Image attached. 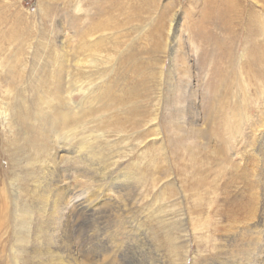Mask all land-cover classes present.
Instances as JSON below:
<instances>
[{
  "label": "bare ground",
  "instance_id": "1",
  "mask_svg": "<svg viewBox=\"0 0 264 264\" xmlns=\"http://www.w3.org/2000/svg\"><path fill=\"white\" fill-rule=\"evenodd\" d=\"M146 1L151 3L153 0H138L142 4H147ZM110 16L109 14L104 23L84 31L77 48L75 47V54H65L66 50L63 49L62 55L57 57L59 67L53 70L51 77L58 87L53 89L55 91L52 94L49 90H41L43 98L40 97V101L46 107L40 108L37 104L38 108L33 105L34 113L30 116V113H26L27 101L23 95L17 103L15 98L14 102L0 101V131L10 138L9 149L12 146L14 151H18L13 154L16 160L12 158V161L15 160V163L22 166L19 174H15L18 169L14 170L12 167L15 177L11 176L8 183L10 187L0 185L3 186L0 187V264H112L120 259L115 256L107 262L111 257L106 252L112 251V247H117L119 255H125V264H264V104L259 107L263 118L256 121L247 111L246 99L242 100L243 106L228 105L226 112H223L224 129L219 135L229 136V139L223 141L227 149L230 143H235L237 149L232 148L235 152L228 153L229 159H225L222 155L225 156L226 153L219 152L221 149H217L209 141V135L213 132L208 131V126L204 127L207 117L205 118L206 110L200 109L203 105L200 103L198 109H192V114L197 116L195 118L193 115L187 123L191 136L188 137L189 143L184 146L186 152L190 146L212 149V155L218 154L222 161L217 163L220 164L216 170L219 177L213 180L214 196L208 201L195 202V207H200L203 215L196 219L192 212L188 216L185 212L174 214L166 212L167 210L150 213L145 219L143 215L139 219L140 223L136 222L134 225L139 230L135 235L136 240L126 247L125 254L122 247L114 243L116 235L112 230L115 224L122 225L123 229L127 227L125 219L128 210L131 211L127 207L133 205L126 197V192L129 186L137 182V178L132 173L125 174L119 169L118 177L112 180L116 173L114 167L120 164L119 157L127 155H114L111 148L108 152L113 155L109 156L104 153L105 148L99 147L103 143L110 145L113 141L107 137L109 132L93 131L89 136H81L90 132L87 126L98 121L99 115H105L99 111L101 99L108 97L112 99L113 105L121 104L129 92L125 90L127 79L137 80L135 77L141 76L144 70L141 73L132 70L128 75V70L123 71L127 67L119 65L128 55L136 56L132 52L135 48L130 44L131 34L127 29L121 28L122 24L117 22L114 15ZM179 22L176 16H171L169 24L165 26V37L163 29L156 34V45L161 41V47L170 51L171 67L179 60L177 40L180 35H184V31L178 26ZM131 28L136 31L134 27ZM138 31L133 35L132 41L140 40L146 30L141 28ZM190 42L199 55L201 42L199 44L194 39ZM63 44L65 47V41ZM151 52L150 56L143 57L149 64L147 73L151 75V84L147 86L144 78L141 83L136 82V87L147 86L144 92H153L154 102L159 100L162 86L153 71L163 60L158 56L159 49ZM148 53L146 50L141 52ZM209 57L212 63L214 54L211 53ZM69 65L74 68L72 76L79 75L81 80L84 75V80L79 85L70 84L71 79L67 78L69 75L66 71ZM61 70L64 76L59 75ZM209 72L211 71L207 70L205 78L210 75ZM160 73L162 76V67ZM181 82L178 88L180 97L182 87H188ZM177 86L178 84L176 88ZM193 86L189 91L191 97L197 91L196 86ZM70 90L75 93L81 91L83 95L75 106L70 104L66 96V92ZM129 94L132 95L131 92ZM141 97L137 92L135 96L132 95L133 100ZM183 101L179 100L178 103ZM107 106L109 105L105 107ZM121 107L124 106L120 105ZM124 115L141 114L134 111ZM145 119L143 127L157 124L158 116L153 113V116ZM236 119L245 122L246 127L244 123L236 124ZM203 130L207 131L206 135L202 134ZM151 131L153 133L150 136L147 132L144 137L137 136L139 141L136 140V145L133 144L132 147L141 148L149 137L156 138L161 134L158 126ZM182 132L183 129L179 128L181 139ZM240 145L244 150L241 151L242 160L237 161L235 158L239 154ZM72 174L78 186L84 183L87 187L83 186L82 189L75 184L73 187L70 182ZM19 178L22 182L17 183ZM156 178L152 183L154 187L163 182L160 175V181ZM174 184H177L176 195L181 194L180 198L184 200L186 194L182 181ZM164 186L160 195L167 202L168 186ZM110 190L113 193L111 195ZM104 195L108 196L103 197ZM205 207L207 212L203 209ZM190 222L192 228L189 227ZM193 241L197 247L194 255L191 251Z\"/></svg>",
  "mask_w": 264,
  "mask_h": 264
},
{
  "label": "rangeland",
  "instance_id": "2",
  "mask_svg": "<svg viewBox=\"0 0 264 264\" xmlns=\"http://www.w3.org/2000/svg\"><path fill=\"white\" fill-rule=\"evenodd\" d=\"M146 3H139L138 0H0V101L14 102L16 99L18 101L15 103H17L23 95L22 97L27 101L26 113H30V116L34 113L33 105L38 108L46 107V104L42 105L40 101L42 100L40 97L43 96L42 91L49 90L52 94L55 91L53 89L58 87L55 86L51 77L53 70L59 67L56 63L57 57L62 55L63 49L66 50L65 54L67 52L68 55L75 54L76 45L85 30L104 23L110 14L122 24L121 28L127 29V32L131 34L130 44L135 48H132V52L136 56L126 54L128 57L123 58L119 65L122 68L127 67L123 71L128 70V75L132 70L138 73L144 70L140 77H135L137 80L127 79L125 88L133 96L137 92L142 97L133 100L128 92L127 97L116 106L113 105L111 98H104L111 101L101 99L99 111L105 115H99L100 112H98L99 120L89 124L87 129L90 132H85L81 136H89L93 131L109 132L107 137L114 142L112 141L110 145L103 143L99 147L105 148L104 153L109 156L113 155L112 153L117 156L127 155L119 157L120 164L114 167L116 173L113 174L112 180L118 177L119 169L125 174L132 173L137 178V182L129 186L126 192V197L133 205L127 207L132 211L128 210V216L125 219L127 227L123 229L122 225L114 223L116 226L112 230L116 235L114 243L122 247L123 253L126 247L136 240L135 235L139 230H136L138 226L134 225L136 222L140 223L143 215L145 219L150 213L167 210L166 212L174 214L185 212L188 216L192 212L198 219L203 212L200 207H195V202L208 201L214 196L212 194L213 180L219 177L216 170L220 165L217 163H222L221 156L212 155V149L190 146L186 152L184 147L189 143L188 137L191 136L187 123L193 115L195 118L197 116L192 114V109H198L200 103L203 105L200 109L206 110L205 118L207 117V120L204 118L206 120L204 127L208 126V131L213 132L209 135V141L217 149H221L219 152L226 153L225 156L222 155L225 159H229L228 153L235 152L232 148L237 151L235 143H230L228 149L224 146L226 143L223 141L229 139L228 135L224 133L219 135L224 129L222 127H224L225 108L227 109L228 105L243 106L242 100L246 99L248 113L253 115L256 121L263 118L259 107L264 104V0H153L151 3L147 1ZM171 16H176L180 20L178 26L184 31V35H180L177 40L179 60L175 62L174 67L170 66L169 49L164 50L161 47L163 45L161 41L159 45H156L158 43L156 34L163 29V37H165V26L169 24ZM131 27H134L136 31ZM141 28H145L146 31L143 32L140 40L132 41ZM192 39L199 44L201 42L202 48L199 55L193 50L194 47L190 42ZM63 41H65V47ZM156 49L160 50L158 56L163 62L157 65L153 74L154 76L156 74L162 87L158 102H153L154 93L144 92L152 80L149 82L151 77L147 73L149 64L143 57L150 56L153 53L151 51ZM144 50L150 54H141ZM211 53L214 54L212 63L209 57ZM69 66L66 71L69 75L67 78L71 79L70 84L79 85L84 80V75L81 80L79 75L72 76L73 66ZM161 67L162 76L160 75ZM207 70L211 71L207 77L209 79L205 78ZM59 75L64 76L62 70L59 71ZM144 78L147 86L136 87V82L141 83ZM180 82L188 86L185 89H189L185 90L182 87L181 97L178 94ZM176 84H178L177 88ZM191 85L196 86L197 89L193 97L190 93ZM133 90L135 91L132 92ZM66 94L72 106L79 104L83 96L81 91L75 93L70 90ZM191 98L196 101L193 102ZM179 100H184L185 106L183 103L179 104ZM195 102H197L196 105ZM106 105L109 106L105 107ZM120 105L124 107L120 108ZM134 111L141 115H124L126 112ZM153 113L158 116L157 124L143 127L145 118L153 116ZM235 123L238 125L244 123L246 127L245 122L242 123L240 120L236 119ZM156 126L161 133L160 136L149 137L147 143L141 148L132 147L139 141L137 136L144 137L146 132L150 136L153 133L152 128ZM179 128L183 129L182 139L179 137ZM206 133L207 131L203 130L202 134L206 135ZM5 135L0 131V179L2 180L0 185L7 187L12 177H15L12 170L18 169L15 174H19L22 166L18 162L15 163L13 154L17 150L14 151L12 146L9 149L11 140L8 135ZM111 148L112 153L108 152ZM243 150V146L240 145L239 154L235 158L237 161L242 160L241 151ZM12 158L15 160L12 161ZM245 159L246 157L243 159L244 162ZM159 175L163 182H159L161 185L158 183L157 187L152 186L153 179L157 176V181H160ZM178 181H182L185 190L184 200L180 198L181 194L176 195L177 184L175 185L174 182ZM20 182L22 180L19 178L17 183ZM70 182L73 187L74 184L78 186L74 174L71 175ZM165 182L170 183L165 184ZM164 185L168 186L166 190L168 203L164 202V198L160 195ZM83 186H85L84 183L78 188L84 189ZM111 194L113 193L110 190L109 195ZM105 196L108 195L103 197ZM203 209L207 212L206 207ZM191 222L190 228H192ZM191 246L192 255H194L196 243L193 241ZM110 250L112 251L106 252V255L111 257L107 262L116 256L120 259L112 264H125L123 262L125 255H119L117 247H112Z\"/></svg>",
  "mask_w": 264,
  "mask_h": 264
}]
</instances>
